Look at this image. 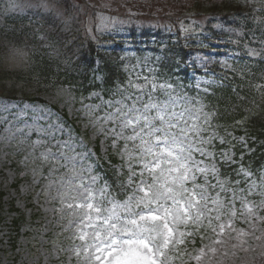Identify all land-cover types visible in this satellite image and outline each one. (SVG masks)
I'll use <instances>...</instances> for the list:
<instances>
[{
    "label": "rangeland",
    "instance_id": "374dc122",
    "mask_svg": "<svg viewBox=\"0 0 264 264\" xmlns=\"http://www.w3.org/2000/svg\"><path fill=\"white\" fill-rule=\"evenodd\" d=\"M68 1L80 6L70 17H64L60 0H47L48 10L39 7L40 0H0V12L14 16L29 14L32 17L36 12L42 13L39 17L45 19V24L51 22L55 26L42 24V29V26L37 27L36 21L30 20L26 28L35 35L40 31L38 39L44 32L53 34L55 27H58V35L61 30L70 31L66 20L72 21L79 15L82 20L73 29L76 34L81 40H94L100 49L118 46L120 53L114 58L119 56L117 62L126 75L119 76L118 89L107 97L97 90L83 94L78 87L70 86L63 80L49 81L33 72L34 53L48 49L49 55L60 56L68 48L77 50V35L65 42L60 40L55 48L41 41L36 44L35 39H31L27 48L8 49V46L2 49L0 86L15 87L17 98L0 96V193H3L1 212L4 216L0 224V264H108L112 257L107 252L99 261L95 259L97 241L93 239L94 229L89 226L88 217H92V223L97 226L100 221L95 219L94 210L82 207L84 196L78 186L81 183L85 186L91 184L92 177H97L93 190L105 185L102 171L95 166L96 159H108L111 152H115L120 160L119 170L122 171L123 167L129 171L125 184L131 190L125 199H118L110 195L107 188V198L100 205L105 210L102 215L111 214L107 210L113 208V203L123 204L130 197L141 196L143 193L137 191V186L142 179L152 183L147 171L143 176L139 175L142 169L138 166V158L145 144L140 140L116 138L121 133V126L120 119L113 114L117 109L125 110L123 104L130 106L136 97L142 98L137 104L141 107L149 102L167 101L171 96L175 101L174 111L182 113L179 117L181 126L188 133L189 141H195L190 146L199 147L207 153H194L195 160L200 164V171L195 172L194 184L190 178L183 185L178 181L172 185L177 203L168 204L172 215L167 217V229L162 222H155L162 235L152 234L154 242L161 245L163 255L153 247L149 261L155 260V264H198L199 258L213 260L210 244L223 222H229L233 229L242 230L257 216L258 227L263 232L264 179H250V173L243 171L246 180L237 189L222 182L218 175L219 161H233L232 140L246 143V139L215 126L212 113L184 90L182 79L174 81L158 76L154 66L160 57L147 50L155 44L141 41V34L149 30V34L157 32L162 37L163 45L170 43L169 47L174 48H177L176 44L187 46L188 65L192 68L188 84L197 88L211 85L212 77L206 74L209 65L215 59L219 65H226L228 56L216 53L219 42L210 41L202 35L203 24L199 27L191 17L197 14L194 0ZM208 1L215 3L222 0ZM2 19L0 17V21ZM139 41L143 45L137 49ZM25 94L43 102L31 101ZM258 97L264 104V83ZM244 102L247 104V115L254 107H259L251 99H244ZM155 114L153 111L149 115ZM133 135L129 129L123 131L125 138ZM68 181H71V186ZM194 186L196 196L186 205L185 201L190 199ZM132 203L135 204V200ZM12 206L26 215L19 235H16L17 229L12 224V218L17 216L11 210ZM114 210L117 215L127 218L122 208ZM140 223L144 227L153 224L152 221ZM14 236L18 237L16 242ZM123 238L132 237L129 233ZM100 239H104L103 233ZM165 239L168 241L166 247L163 246ZM246 242L251 249L247 252L249 256L253 250L250 244L252 236ZM218 243L223 249H228L224 241ZM258 247L260 245L255 249ZM237 251L230 246L228 253L235 256ZM238 256L243 255L239 253Z\"/></svg>",
    "mask_w": 264,
    "mask_h": 264
},
{
    "label": "trees",
    "instance_id": "16d2710c",
    "mask_svg": "<svg viewBox=\"0 0 264 264\" xmlns=\"http://www.w3.org/2000/svg\"><path fill=\"white\" fill-rule=\"evenodd\" d=\"M194 3V6L197 7L194 8L197 11V18H206L204 20L205 32L210 33L213 39L219 37L218 39L222 42L220 49L232 55L227 61V68L223 69L216 63L211 67L218 78L217 83L209 86L206 91L195 90L196 96L214 112L215 124L236 129L238 134L245 132L248 138H254L255 142L251 143L254 150L244 155L243 162L246 166L259 172L264 165V104L257 97L251 82H254L256 78L264 73V58H261L264 56V52L257 56L247 54V52L249 48L253 49L254 47L261 51L258 42L264 41V6L262 4L258 6V3L252 0H248V3H244V0H222L215 3L208 0H194ZM74 8V6H69L68 9L73 10ZM3 32L0 31V47L8 42L5 39L7 37L6 33ZM9 35L15 39H23L15 42L19 46L26 39L23 37L24 34L16 31H11ZM62 35L72 36V31H64ZM67 36L62 37L64 41L68 40L69 37ZM143 36L147 37L148 35ZM58 38L54 36L50 42L56 45L60 40V37ZM31 39H35L34 43L39 42L37 36H31L25 41L28 42ZM76 40L78 42L82 41L77 50L70 49L62 57L49 55L46 51L37 53L32 65L33 72L38 77L49 81L62 80L61 78H63L66 83L76 85L82 91L89 92L92 89H101L103 93L108 95L116 89L115 77L123 75V69L118 66L117 60L112 55L117 49L100 51L97 50L95 42L91 40L83 41L78 35ZM95 61L100 63L103 77L101 83L91 81L88 78L91 69L94 68ZM186 61V50L165 49L159 61V68L165 76H173L176 73L177 63L180 65ZM82 62L85 63L83 66L81 65ZM74 65L79 66L73 68ZM187 71V69L181 70L185 75ZM38 81L41 82L40 79ZM15 92L12 87L0 86L1 95L15 97ZM240 97L254 99L261 107L252 116L245 117L242 112L243 106L240 104L242 101L239 103ZM238 120L240 123L237 122ZM243 152L245 153L244 150L237 149L238 154ZM113 161L116 160L113 159ZM220 166L221 175L224 179L233 182L237 178L233 173L236 171L237 165L229 166L221 163ZM104 174L112 192L119 193L121 190L118 182L119 177L116 175L115 170L105 171ZM18 222L19 220L16 219L14 223L18 224Z\"/></svg>",
    "mask_w": 264,
    "mask_h": 264
},
{
    "label": "snow or ice",
    "instance_id": "6c2138e0",
    "mask_svg": "<svg viewBox=\"0 0 264 264\" xmlns=\"http://www.w3.org/2000/svg\"><path fill=\"white\" fill-rule=\"evenodd\" d=\"M264 3V0H260ZM248 3V0H244ZM39 7L48 10L47 0H40ZM55 23V21H52ZM264 45V41L261 42ZM264 51V47H262ZM252 55L260 53L252 52ZM261 58H264L262 56ZM96 79L102 80V75H98ZM131 99V97H127ZM141 97H136L131 105L123 104L125 110L117 109L113 115L120 119L121 133L117 135V139L140 140L145 147L138 158V166L142 169L140 176L147 171L152 183L147 180H141L137 186V191L143 193L141 196L130 197L128 202L123 204L113 203V208L107 210L111 214H103L105 210L101 208V204L107 198V183L101 188L93 190L97 177L91 178V184L85 186L81 183L78 187L82 190L84 202L82 207L87 210H94L95 219L100 221L99 225L92 223L93 218L88 217L89 226L94 229L93 239L97 241L95 259L99 261L104 252L112 257L108 260V264H155V260L149 261L148 257L152 255V248L161 249V245L154 242L153 233H158L159 229L155 222H162L164 228L167 229V217L172 215V211L168 207L169 202L177 203L173 196V187L177 181L183 185L190 178L193 180L196 171H200V164L194 158V153L207 155L199 147H191L195 141H189L188 133L185 132L179 117L182 113L177 114L174 111L175 101L169 96L164 102H149L138 107L137 104ZM155 112L154 116L149 115ZM125 129L131 130L134 135L131 137H123ZM145 161H150L146 163ZM247 175V174H246ZM172 178V179H169ZM131 179V177H130ZM71 186V181H68ZM196 196L195 186L192 189L191 197L185 204L191 203V198ZM203 199V195L200 196ZM135 200V204L132 201ZM69 207H73L69 205ZM120 207L127 213V218L117 215L115 208ZM185 212L187 208L185 207ZM202 215V213H198ZM87 216V212H85ZM136 217V218H132ZM83 220V217H81ZM152 221L149 227H144L140 222L147 223ZM135 229V230H134ZM169 233L171 232L168 229ZM104 239L101 240V234ZM131 234V239H124L127 234ZM83 238V237H81ZM167 239L164 240L163 246H167ZM147 252V254H143ZM160 255L163 252L160 251ZM107 259V257H105Z\"/></svg>",
    "mask_w": 264,
    "mask_h": 264
},
{
    "label": "bare ground",
    "instance_id": "6f19581e",
    "mask_svg": "<svg viewBox=\"0 0 264 264\" xmlns=\"http://www.w3.org/2000/svg\"><path fill=\"white\" fill-rule=\"evenodd\" d=\"M259 219L257 216L253 218L250 223L244 227L242 230H236L231 227V224L228 222H223L219 225V228L216 232V237L212 240V259L205 261L201 258L198 259V264H260L264 261V231L262 232L258 227ZM252 236L251 247L253 246L252 253L247 255V252H251L249 246L245 243L246 240H249ZM227 240V242L225 241ZM230 240L231 242H229ZM220 241H224L228 249L225 250L220 245ZM258 249H255V246H259ZM230 246L234 249L237 248V252L234 253H242L243 256L232 255L228 251L230 250ZM246 246V247H245ZM247 248V249H246ZM231 260H225L229 258ZM226 261H229L227 263Z\"/></svg>",
    "mask_w": 264,
    "mask_h": 264
}]
</instances>
